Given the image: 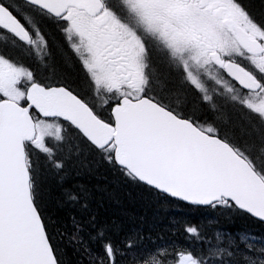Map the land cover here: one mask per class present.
<instances>
[{
  "label": "snow or ice",
  "instance_id": "snow-or-ice-1",
  "mask_svg": "<svg viewBox=\"0 0 264 264\" xmlns=\"http://www.w3.org/2000/svg\"><path fill=\"white\" fill-rule=\"evenodd\" d=\"M0 264H264V0H0Z\"/></svg>",
  "mask_w": 264,
  "mask_h": 264
}]
</instances>
